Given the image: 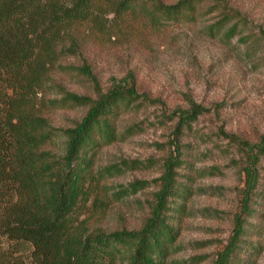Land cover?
<instances>
[{
	"label": "rangeland",
	"instance_id": "1",
	"mask_svg": "<svg viewBox=\"0 0 264 264\" xmlns=\"http://www.w3.org/2000/svg\"><path fill=\"white\" fill-rule=\"evenodd\" d=\"M114 1L96 0L95 16L62 31L56 42L30 99V114L49 132L41 149L60 158L62 130L87 109L65 106V94L95 100L131 74L137 97L115 117L118 139L89 152L72 227L83 235L139 229L154 205L157 178L179 151L182 164L173 171L190 194L175 215L178 233L163 264H213L230 236L247 152L264 135V0H203L192 18L159 29L136 11L114 13ZM224 13L235 16L226 26L236 23L237 32L228 40L208 36L206 27ZM192 105L200 113L176 129ZM256 167L238 256L255 244L253 264H264V156ZM126 258L124 250L119 260Z\"/></svg>",
	"mask_w": 264,
	"mask_h": 264
},
{
	"label": "trees",
	"instance_id": "2",
	"mask_svg": "<svg viewBox=\"0 0 264 264\" xmlns=\"http://www.w3.org/2000/svg\"><path fill=\"white\" fill-rule=\"evenodd\" d=\"M202 1L147 5L143 0H115L112 4L114 13L136 11L148 26L159 29L168 21L192 18ZM95 2L0 0V264H163L177 237L173 221L190 194V186L177 181L173 171L182 164L179 151L157 178L154 205L139 229L83 235L72 227L71 214L88 174L89 152L118 139L115 117L137 97L131 74L124 84L95 100L65 94V106L87 105V109L79 122L62 130L65 144L60 158L41 149L49 132L42 120L30 114V99L62 31L94 17ZM234 17L224 13L206 27L207 35L228 40L237 32L236 23L226 26ZM199 111L192 105L179 116L176 129L187 126ZM260 156H264V135L247 152L230 236L213 264H253L260 250L246 244V256H238ZM136 189L133 186L131 191ZM124 250L125 262L119 260Z\"/></svg>",
	"mask_w": 264,
	"mask_h": 264
}]
</instances>
